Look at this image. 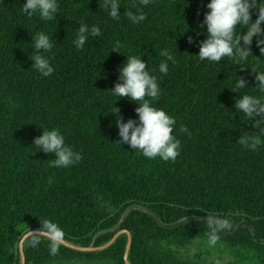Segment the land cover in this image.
I'll use <instances>...</instances> for the list:
<instances>
[{"label": "trees", "instance_id": "16d2710c", "mask_svg": "<svg viewBox=\"0 0 264 264\" xmlns=\"http://www.w3.org/2000/svg\"><path fill=\"white\" fill-rule=\"evenodd\" d=\"M24 2L0 0V264H20L21 236L45 221L57 224L65 241L98 249L60 244L52 255L47 237L36 234L23 243L24 264H126V233L106 245L120 230L131 235L130 264H235L182 253L195 240H209L208 215L227 221L215 243L264 264V143L253 150L238 142L259 129L233 107L243 94L264 100L255 79L264 72V54L255 39L244 61L200 60L198 43L188 37L206 38L195 30L207 0H119V19L104 10V0H58L51 21L25 15ZM137 5L146 19L133 23L127 13ZM79 22L100 33L77 49ZM39 32L54 42L51 51H41L54 68L47 77L29 59ZM117 41L121 52L113 50ZM164 49L176 58L167 73L159 72ZM128 55L147 61L161 89L152 103L176 119L174 161L146 158L117 142V113L110 112L117 107L126 121L139 106L109 91ZM240 77L247 87H239ZM51 128L81 154L78 162L53 167L54 154L36 151L33 138ZM242 221L249 226L226 235Z\"/></svg>", "mask_w": 264, "mask_h": 264}, {"label": "clouds", "instance_id": "9594fccd", "mask_svg": "<svg viewBox=\"0 0 264 264\" xmlns=\"http://www.w3.org/2000/svg\"><path fill=\"white\" fill-rule=\"evenodd\" d=\"M149 0H139V5H147ZM58 0H25L21 11L31 17L34 14L45 21L54 20L58 12ZM135 13L129 11L128 18L133 23H139L146 19V13L137 5ZM207 9L203 14V20L196 31V36L204 30L206 36L203 40H196L195 36H189V43H198L200 60L221 62L223 58H232L234 62L244 61L251 52V46L255 39V46L260 54H264V5L258 0H207ZM103 8L113 19H119V0H104ZM255 12V19L253 13ZM242 28V32H237ZM246 29V30H245ZM99 27H89L86 23H80L76 29V39L73 41L77 49L83 48L89 34L98 35ZM34 41L35 55L29 57L34 67L42 76L47 77L53 73L54 68L50 59L41 54V51L49 52L54 47L53 39L45 32H39L32 37ZM123 45L117 41L114 51L121 52ZM164 60L159 64V72L167 73L169 62L175 63V52L164 49ZM147 65V66H146ZM101 71V70H100ZM255 79L261 91H264V72H255ZM100 74V73H99ZM118 82L109 91L116 97H126L137 103L135 108L136 118L126 121L119 115V109L110 113H117L115 126L118 129L120 145L126 144L131 149L140 150L146 158L160 157L162 160H175L180 152V141L173 135L176 124L174 116L164 109L154 106L152 99L160 95V85L155 75L150 73L147 61L139 55H128L119 67ZM239 87H247L245 79L238 81ZM117 99V100H118ZM235 111L243 113L253 121V127L258 128L256 134L241 135L238 142L255 150L258 145L264 143V100L243 94L235 98L233 105ZM109 113V112H108ZM118 117V118H117ZM257 117H259L257 119ZM187 131V128L183 129ZM33 146L36 151L54 154L51 166L65 168L75 164L81 159V154L74 151L65 143V137L58 128L42 129V134L33 138ZM211 229L209 242L215 244L218 239L217 231L224 227L227 221L208 215L205 217ZM39 232L46 234L50 241V254L55 255L60 246L64 233L63 230L52 221H45ZM38 232V233H39ZM33 231L28 230L25 235L33 236ZM33 236V239H38Z\"/></svg>", "mask_w": 264, "mask_h": 264}, {"label": "rangeland", "instance_id": "374dc122", "mask_svg": "<svg viewBox=\"0 0 264 264\" xmlns=\"http://www.w3.org/2000/svg\"><path fill=\"white\" fill-rule=\"evenodd\" d=\"M184 251L187 255L193 259L209 261L213 259L218 260H232L235 264H258L257 260L252 257V253L247 252L245 250H240L239 253L229 252L227 248L220 243L212 244L209 240L200 241L195 240L193 241Z\"/></svg>", "mask_w": 264, "mask_h": 264}, {"label": "water", "instance_id": "95a60500", "mask_svg": "<svg viewBox=\"0 0 264 264\" xmlns=\"http://www.w3.org/2000/svg\"><path fill=\"white\" fill-rule=\"evenodd\" d=\"M243 225H245V226H249V223H247L246 221H242V222H240L237 226H236V228H235V230H234V232H232V233H226V235H232V234H234L241 226H243ZM222 231H223V229H221ZM33 231V235H42V236H46V234L45 233H43V232H39L40 230H32ZM39 232V233H38ZM27 233V232H26ZM25 233V234H26ZM122 233H126L127 234V244H126V249H125V253H124V261H125V263L126 264H130L129 262H128V260H127V253H128V249H129V246H130V241H131V235H130V233H129V231H127V230H120V231H118L116 234H114V236L111 238V240H110V242H108L106 245H109L110 243H112V241L118 236V235H120V234H122ZM25 234H23L22 236H21V238H20V240H19V243H18V249H19V253H20V257H21V262H20V264H24V254H23V243H24V241L28 238V237H30V236H28V235H25ZM47 237V236H46ZM257 242H260L259 240H257ZM263 242H264V240H263ZM60 244H62V245H65V246H67V247H70V248H73V249H76V250H80V251H93V250H96V249H98V247H82V246H77V245H74V244H71V243H69V242H67V241H65L64 239H62L61 241H60ZM103 248V247H102Z\"/></svg>", "mask_w": 264, "mask_h": 264}, {"label": "flooded vegetation", "instance_id": "af4514ba", "mask_svg": "<svg viewBox=\"0 0 264 264\" xmlns=\"http://www.w3.org/2000/svg\"><path fill=\"white\" fill-rule=\"evenodd\" d=\"M74 264V263H73ZM76 264H87V263H80V262H77Z\"/></svg>", "mask_w": 264, "mask_h": 264}]
</instances>
